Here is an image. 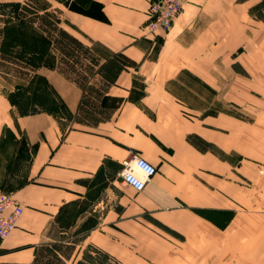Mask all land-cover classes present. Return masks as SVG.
Listing matches in <instances>:
<instances>
[{"label":"crops","instance_id":"crops-1","mask_svg":"<svg viewBox=\"0 0 264 264\" xmlns=\"http://www.w3.org/2000/svg\"><path fill=\"white\" fill-rule=\"evenodd\" d=\"M150 1L90 0L89 15L58 6L60 25L99 64L117 52L137 63L100 97L108 119L78 121L83 89L57 68L45 36L54 57L37 66V94L0 89V189L23 207L0 239V262L28 263L36 244L85 221V237L65 264L82 261L89 245L120 264H264V93H251L259 110H248L243 123L231 111L189 113L171 90L186 71L221 95L223 83L207 73L205 37L213 21L237 20L236 0H190L168 31L148 35ZM29 38L24 60L35 52ZM228 74L224 87L235 96L238 72ZM261 74L264 81V61ZM89 83L101 85V76ZM133 154L156 166L141 192L119 178ZM71 215L77 219L66 224Z\"/></svg>","mask_w":264,"mask_h":264},{"label":"rangeland","instance_id":"rangeland-1","mask_svg":"<svg viewBox=\"0 0 264 264\" xmlns=\"http://www.w3.org/2000/svg\"><path fill=\"white\" fill-rule=\"evenodd\" d=\"M49 1L52 8H57L59 11H62L60 10L61 8H66L78 12H95V6L90 0ZM21 2L22 0H0V17L9 18V22L4 25V33L0 42V52L10 55L21 62L10 63V61L0 60L2 63L0 66V89L9 92L11 95H17L27 91L30 94L36 95L38 91L37 66L39 64L51 63L54 56L46 50L44 34L39 31L37 25L28 23L17 15L18 6ZM233 4L236 5L237 20H226L224 22L213 21L208 27L212 28V34H207L205 37L207 73L223 83L222 89H225L221 91V95L219 94L220 91L215 90L209 85H202L203 81H199L191 72L186 71L181 75L179 82L171 85V90L173 92L178 91V96L180 98L181 96L183 97V99L181 98L183 105L189 113L199 112L200 115L202 113L213 115L218 110L227 113L231 111L244 123L248 116L247 111L257 110L259 105L252 98L251 93L253 95H261L262 92L264 93V81L262 80L261 74L262 62L264 61V22L254 17L256 10L263 5V0H236ZM58 6L61 8H58ZM28 35H30L29 40L32 41L35 52L28 59L24 60L26 49L29 45V41L27 40ZM196 48L197 46L194 47L195 50ZM38 53H43V55L37 58ZM189 57L192 61L198 60L196 52H190ZM238 60L243 63V66H240L238 62H234ZM211 66L212 68L209 69ZM245 66H247L248 71L251 73L249 77L253 78L254 81H247L248 71L245 70ZM230 71L238 72V86L235 96H231L228 89L224 87L230 78L228 74ZM181 92L182 94H180ZM226 92L228 95L224 97L223 93ZM185 98H190V100H184ZM109 104L114 103L109 102ZM258 135L255 134L254 137L256 138ZM238 136L239 147L245 151V147H243L246 138L245 127L240 123ZM241 159L242 157L239 154L238 161H241ZM76 219L77 217L75 215H71L67 217L65 223L70 224ZM87 227L89 225L83 221L80 226L70 233L74 236L82 235ZM55 235L56 233H54ZM141 244L146 245L148 242L142 241ZM85 251V260L82 264H113L116 261L113 256H110L113 261L115 260L114 262L111 261L109 257L96 248L89 247ZM154 264L166 263L160 262Z\"/></svg>","mask_w":264,"mask_h":264},{"label":"trees","instance_id":"trees-1","mask_svg":"<svg viewBox=\"0 0 264 264\" xmlns=\"http://www.w3.org/2000/svg\"><path fill=\"white\" fill-rule=\"evenodd\" d=\"M79 13L92 14V12ZM61 14L62 11L52 8L49 0H22L17 10V15L21 19L37 25L39 31L49 41L52 51L57 55V68L83 89V95L78 107V121L88 125H95L99 121L108 119L111 115V108L102 105V101L100 102L103 92L110 84L115 82L121 70L128 67H136L137 63L123 53L117 52L112 54L102 64H99V58L95 53L60 25ZM254 17L264 22V0L261 8L256 10ZM8 22V17H0V42L4 33V25ZM0 60L10 61V63H21L18 59L3 52H0ZM1 65L2 63L0 62ZM94 73H98L101 76L102 84L97 87L89 83V77ZM154 222L159 224L157 221ZM59 231L56 232L58 233ZM62 232L57 238L44 240L36 244L33 259L30 262H0V264H65L66 259L69 258L75 246L84 239L86 232L79 236H74L69 232ZM89 247L96 248L93 245H89L87 248ZM96 249L110 258L107 253L98 248ZM85 250L82 261L77 264H82L85 260ZM110 260L113 261L112 258ZM113 264L117 263L114 262Z\"/></svg>","mask_w":264,"mask_h":264},{"label":"built area","instance_id":"built-area-1","mask_svg":"<svg viewBox=\"0 0 264 264\" xmlns=\"http://www.w3.org/2000/svg\"><path fill=\"white\" fill-rule=\"evenodd\" d=\"M187 2L188 0H151L144 26L146 33L155 35L166 32ZM155 173L154 164L138 154H133L123 161L119 178L124 185L141 192ZM22 212V205L12 195L0 189V239L6 238L16 227Z\"/></svg>","mask_w":264,"mask_h":264}]
</instances>
